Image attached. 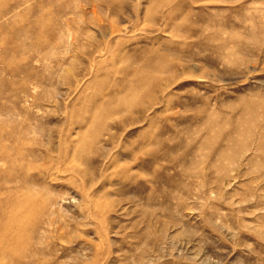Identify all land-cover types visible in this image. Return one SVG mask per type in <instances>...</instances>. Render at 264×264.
<instances>
[{"label": "rangeland", "instance_id": "obj_1", "mask_svg": "<svg viewBox=\"0 0 264 264\" xmlns=\"http://www.w3.org/2000/svg\"><path fill=\"white\" fill-rule=\"evenodd\" d=\"M0 264H264V0H0Z\"/></svg>", "mask_w": 264, "mask_h": 264}, {"label": "bare ground", "instance_id": "obj_2", "mask_svg": "<svg viewBox=\"0 0 264 264\" xmlns=\"http://www.w3.org/2000/svg\"><path fill=\"white\" fill-rule=\"evenodd\" d=\"M245 123V121L243 122V124ZM242 124V125H243ZM245 125V124H244ZM251 126V125H250ZM244 133H246V134H250L251 132H250V127L248 128V129H246V130H244ZM236 148V147H235ZM228 156V155H227ZM45 229V228H44ZM41 237V236H40Z\"/></svg>", "mask_w": 264, "mask_h": 264}]
</instances>
